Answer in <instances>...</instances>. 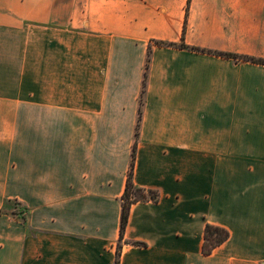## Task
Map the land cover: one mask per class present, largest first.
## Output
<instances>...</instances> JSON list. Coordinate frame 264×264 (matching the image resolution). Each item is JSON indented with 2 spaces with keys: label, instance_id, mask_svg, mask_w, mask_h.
Wrapping results in <instances>:
<instances>
[{
  "label": "crops",
  "instance_id": "1",
  "mask_svg": "<svg viewBox=\"0 0 264 264\" xmlns=\"http://www.w3.org/2000/svg\"><path fill=\"white\" fill-rule=\"evenodd\" d=\"M154 40L264 59V0H0V264H264V65L153 46L137 138Z\"/></svg>",
  "mask_w": 264,
  "mask_h": 264
},
{
  "label": "trees",
  "instance_id": "2",
  "mask_svg": "<svg viewBox=\"0 0 264 264\" xmlns=\"http://www.w3.org/2000/svg\"><path fill=\"white\" fill-rule=\"evenodd\" d=\"M153 46L173 47V48L182 49V50H191V51H195L199 53L214 54V55L224 57V58H231L237 61L252 62V63L264 65L263 58H256L252 56H244V55H239V54L219 52V51H213V50H208V49H203V48L191 47L187 45L184 41H182L181 43H167L163 41L154 40L151 43L150 50L148 52V57H147L145 79L143 83V91H142V96H141V101H140L139 119L137 123V132H136L137 138L139 136V128H140L142 115H143V96L146 91L148 70H149V64L151 60V52H152ZM137 143L138 142L136 141L134 148H133L132 161H131V166H130V170L128 173L126 189L122 196L121 236H120V242L118 244V251H117L118 254L120 253V246L124 238V232L128 224L132 205L138 202H147L151 200L154 202L159 201V194L157 192L146 191L145 189L137 187L134 183L133 175H134V167H135V160H136ZM229 237H230V233L225 228L208 224L205 229V238H204V243H203L204 255H211L213 251L217 247L224 244L229 239ZM133 244L137 246H145V244L141 242H133ZM117 264H119V259H117Z\"/></svg>",
  "mask_w": 264,
  "mask_h": 264
},
{
  "label": "rangeland",
  "instance_id": "3",
  "mask_svg": "<svg viewBox=\"0 0 264 264\" xmlns=\"http://www.w3.org/2000/svg\"><path fill=\"white\" fill-rule=\"evenodd\" d=\"M19 210H22V211H24V212H25V210H23L21 207H19Z\"/></svg>",
  "mask_w": 264,
  "mask_h": 264
}]
</instances>
